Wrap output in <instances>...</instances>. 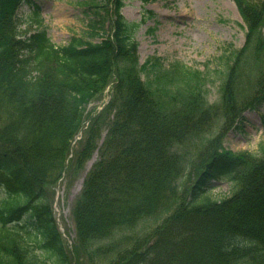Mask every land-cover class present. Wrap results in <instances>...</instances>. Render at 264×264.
<instances>
[{"label": "trees", "instance_id": "obj_1", "mask_svg": "<svg viewBox=\"0 0 264 264\" xmlns=\"http://www.w3.org/2000/svg\"><path fill=\"white\" fill-rule=\"evenodd\" d=\"M234 1L247 29L244 50L262 72L238 99L233 73L248 57L231 50L216 105L202 90L208 73L164 57L138 64L139 24L120 14L122 0L85 1L86 30L62 45L45 28L19 34L13 13L33 0H0V264H70L45 189L60 176L86 105L110 81L108 103L75 158L88 157L106 130L73 207L78 256L100 264H264V150H225L220 134L195 157L173 149L193 135L194 144L210 115H224L227 129L264 102V0ZM221 176L232 190L217 198L207 190ZM140 222L151 229H135ZM24 233L36 236L39 255Z\"/></svg>", "mask_w": 264, "mask_h": 264}, {"label": "rangeland", "instance_id": "obj_2", "mask_svg": "<svg viewBox=\"0 0 264 264\" xmlns=\"http://www.w3.org/2000/svg\"><path fill=\"white\" fill-rule=\"evenodd\" d=\"M83 1L86 0H36L39 7L38 18L29 16L33 6L23 5L15 13L17 27L24 34L45 26L51 40L57 45L63 44L72 34H81L86 28V20L89 18L85 17L86 5ZM123 3L121 12L127 19L137 22L144 19L135 35L140 63H144L148 57L161 55L181 60L200 70L207 69L212 72L206 85L207 96L215 101L220 79L226 65L230 63V51L240 49L245 44L244 22L235 1L123 0ZM112 7L110 6V13ZM93 108L94 105H90L87 111ZM244 116L248 121L243 124V130L229 129L224 145L234 151L248 150L258 153L260 145L264 143V123L257 112L246 110ZM220 120L217 127L221 124ZM87 127V120L82 121L80 132L83 134ZM80 141L78 136L73 155L61 178L54 186L45 190L52 199L54 216L71 263L92 264L86 253L82 256L78 252L81 255L79 257L72 249L76 244V237L71 210L81 187L74 195L73 190L80 179L83 181L97 158L96 150L83 162L77 163L75 150ZM211 182L213 185L208 192L214 197L221 198L229 194L231 187L227 178L222 177ZM140 227L141 225L136 229ZM146 230L148 228H142V231Z\"/></svg>", "mask_w": 264, "mask_h": 264}, {"label": "bare ground", "instance_id": "obj_3", "mask_svg": "<svg viewBox=\"0 0 264 264\" xmlns=\"http://www.w3.org/2000/svg\"><path fill=\"white\" fill-rule=\"evenodd\" d=\"M81 181H82V179H80V181H79L78 184L76 185V188L73 190V195L76 194L77 191H78V189L80 188ZM72 197H73V196L71 195V198H72Z\"/></svg>", "mask_w": 264, "mask_h": 264}]
</instances>
